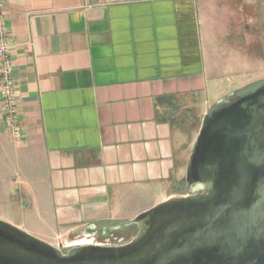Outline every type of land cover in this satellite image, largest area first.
<instances>
[{"label": "crops", "instance_id": "obj_1", "mask_svg": "<svg viewBox=\"0 0 264 264\" xmlns=\"http://www.w3.org/2000/svg\"><path fill=\"white\" fill-rule=\"evenodd\" d=\"M5 12L24 127L0 134L19 155L5 212L64 248L110 242L177 195L175 116L250 85L264 60V0H7Z\"/></svg>", "mask_w": 264, "mask_h": 264}, {"label": "water", "instance_id": "obj_2", "mask_svg": "<svg viewBox=\"0 0 264 264\" xmlns=\"http://www.w3.org/2000/svg\"><path fill=\"white\" fill-rule=\"evenodd\" d=\"M185 183L115 244L64 250L0 217V264H264V82L204 115Z\"/></svg>", "mask_w": 264, "mask_h": 264}, {"label": "rangeland", "instance_id": "obj_3", "mask_svg": "<svg viewBox=\"0 0 264 264\" xmlns=\"http://www.w3.org/2000/svg\"><path fill=\"white\" fill-rule=\"evenodd\" d=\"M263 60V59H262ZM246 78H252L253 83L250 85L244 87V88H255L256 86L260 85L264 82V60L259 64V66L255 67L253 71H251V68H248V72L243 75ZM231 78L229 77H223V81L219 83L218 89L223 88L227 83H230ZM217 90H211L207 96V100L209 104H214L215 100V93ZM242 90V89H240ZM239 91V90H238ZM244 92V91H243ZM228 95L232 94V91H228ZM236 94V92L234 93ZM227 95V96H228ZM214 106V105H213ZM213 106H208L207 104L204 106H195L189 103V106H186V108L181 112V114H178L175 116V144L176 148L178 150L179 155V167L180 172L178 173L175 179V182L177 186L175 187V191L177 195L186 194L187 193V187L185 183V176H186V169L188 166L190 155L193 151V146L196 141V137L198 135V132L200 130L202 120L204 115L212 109ZM187 122H184L185 120ZM5 144H9L7 142L0 141V217L12 222L11 217L6 215L5 208L7 205L4 202L5 197H7L9 194H11V190L8 187L10 180H12V171L9 170V166L13 164L12 161H15L16 164L18 163V154L14 152V150H8L7 146ZM9 146V145H8ZM10 147V146H9ZM14 165V164H13ZM19 181L20 178H17ZM13 223V222H12ZM138 229L135 225H131L126 227H123L121 231H113L110 232L113 237H111L110 242L120 243L125 242L128 240H131L137 233ZM108 233V234H110ZM37 236V235H35ZM120 237L122 238L120 240ZM97 239L103 240V238L97 237ZM103 242V241H102ZM73 247V246H72ZM62 249L68 250L71 247H63Z\"/></svg>", "mask_w": 264, "mask_h": 264}, {"label": "built area", "instance_id": "obj_4", "mask_svg": "<svg viewBox=\"0 0 264 264\" xmlns=\"http://www.w3.org/2000/svg\"><path fill=\"white\" fill-rule=\"evenodd\" d=\"M6 1L0 0V134L9 133L15 141H18L23 137L24 127L20 107L21 96L13 76L14 44L11 42L10 27L5 12Z\"/></svg>", "mask_w": 264, "mask_h": 264}, {"label": "trees", "instance_id": "obj_5", "mask_svg": "<svg viewBox=\"0 0 264 264\" xmlns=\"http://www.w3.org/2000/svg\"><path fill=\"white\" fill-rule=\"evenodd\" d=\"M250 90H252V88H243L242 90H239V91H237L236 93H244V92H247V91H250ZM244 91V92H243ZM184 122H187L186 121V119L185 120H183Z\"/></svg>", "mask_w": 264, "mask_h": 264}, {"label": "flooded vegetation", "instance_id": "obj_6", "mask_svg": "<svg viewBox=\"0 0 264 264\" xmlns=\"http://www.w3.org/2000/svg\"><path fill=\"white\" fill-rule=\"evenodd\" d=\"M88 230H91V229H88Z\"/></svg>", "mask_w": 264, "mask_h": 264}]
</instances>
